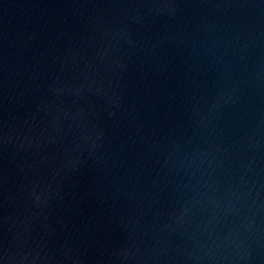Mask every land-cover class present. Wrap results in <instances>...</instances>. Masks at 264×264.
<instances>
[{
  "label": "water",
  "instance_id": "95a60500",
  "mask_svg": "<svg viewBox=\"0 0 264 264\" xmlns=\"http://www.w3.org/2000/svg\"><path fill=\"white\" fill-rule=\"evenodd\" d=\"M0 264H264V0H0Z\"/></svg>",
  "mask_w": 264,
  "mask_h": 264
}]
</instances>
